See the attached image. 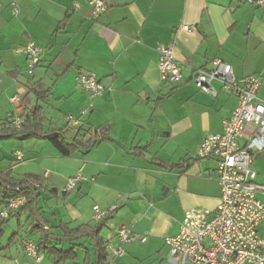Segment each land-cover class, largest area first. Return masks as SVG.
<instances>
[{
	"label": "crops",
	"instance_id": "1",
	"mask_svg": "<svg viewBox=\"0 0 264 264\" xmlns=\"http://www.w3.org/2000/svg\"><path fill=\"white\" fill-rule=\"evenodd\" d=\"M106 2L107 11L91 19L86 0H0V119L12 115L15 108L9 98L18 94L19 112L42 107L44 129L64 127L68 116L86 128L107 126L109 138L86 154L62 156L52 145L44 155L29 154L32 168L23 176L36 175L43 183L41 192L48 196L38 198V213L44 212L40 216L50 230L60 231L52 235L62 236L59 224L70 229L95 224L93 205H114L100 233L103 239L115 234L114 219L122 214L121 224L138 236L129 243L137 244L135 255L155 253L161 241L177 233L184 210H212L219 201L216 162L199 158L197 150L208 134L221 132L222 120L230 116L237 97L218 82L212 83L215 96L199 90L192 80L196 69L220 59L231 65L236 78L259 74L257 96L264 101V6L244 0ZM29 40L42 49L32 76L25 73L20 51ZM170 44L182 74L181 81L171 85L160 81L157 69L158 48ZM80 72L93 73L108 89L91 98L76 85ZM46 90L45 101H37L33 92ZM89 103L92 107L82 114ZM54 112L60 113L57 120ZM81 115L87 118L80 120ZM10 140L15 146L24 141ZM244 142L242 138L240 144ZM143 147L144 156L136 150ZM15 151L20 150L15 148L13 155ZM151 158L180 165L163 168ZM251 165L256 180L264 183V151L254 154ZM14 167L6 156L0 159V170L14 176ZM80 168L84 179L73 190L63 191ZM17 211L0 217V264H34L22 248L26 232L35 234V242L39 234L30 230L28 210ZM23 229L20 237L18 230ZM259 232L264 239V219ZM77 255L74 262L54 263L44 254L40 264H80L84 250Z\"/></svg>",
	"mask_w": 264,
	"mask_h": 264
},
{
	"label": "built area",
	"instance_id": "2",
	"mask_svg": "<svg viewBox=\"0 0 264 264\" xmlns=\"http://www.w3.org/2000/svg\"><path fill=\"white\" fill-rule=\"evenodd\" d=\"M245 2L263 7L264 0H244ZM90 6L91 19H97L108 9L106 0H86ZM13 13L18 12L12 2ZM78 7V5H75ZM186 31L192 27L184 25ZM20 51L25 57V73L32 76L39 63L42 49L29 40ZM157 69L159 79L164 84H177L181 81V66L174 55V45L158 48ZM76 85L87 91L91 98L100 96L106 88L93 73L77 74ZM193 82L197 88L211 96L216 95L213 82L220 83L222 89L233 91L237 103L229 117L222 120L219 133L208 134L200 143L197 156L212 158L216 162V176L219 185V201L212 210L195 206L184 210L182 220L176 234L165 238L169 247L167 261L170 264H264V239L259 226L264 219V183L256 180L257 173L252 168V159L256 152L264 151V101L257 96L262 85L259 74H251L236 78L230 64L213 59L209 67L196 69ZM15 110L10 116L12 126L19 127L24 122L25 114L18 111L19 95L9 98ZM92 103L82 108L87 113ZM66 121L77 125L76 119L68 116ZM244 138L243 145L240 140ZM17 160H22L23 153L15 151ZM48 171H44L46 177ZM84 179L81 168L70 177L63 191L76 188ZM26 185L35 190L43 191L38 181L26 179ZM25 195L9 199L0 210L2 219L8 218L26 202ZM115 206L100 209L93 205V218L103 219L112 212ZM138 236L124 224L116 227L115 234L107 240L106 249L110 259L124 254L123 247ZM144 241L145 237H140ZM24 255L40 264L44 253L40 252L35 241L25 239L22 248Z\"/></svg>",
	"mask_w": 264,
	"mask_h": 264
},
{
	"label": "trees",
	"instance_id": "3",
	"mask_svg": "<svg viewBox=\"0 0 264 264\" xmlns=\"http://www.w3.org/2000/svg\"><path fill=\"white\" fill-rule=\"evenodd\" d=\"M33 94L37 101L44 102L49 91H34ZM10 118L0 119V141L8 139H44L62 156H70L73 153L86 154L100 141L109 138L108 127L104 125L97 128H86L79 123L77 125H71L67 122L64 127L44 129L42 107L39 105L31 108L25 114L23 124L17 128L12 126ZM139 149L140 153L138 154L144 156L143 152L145 151V147L136 148L137 151ZM149 160H152L163 168L173 169L180 165L179 163L167 165L155 161L154 158ZM26 179L38 181L43 189H45L41 179L36 175L27 174L21 178H16L11 175L10 170H0V205H4L9 199L21 195L26 196L27 200L25 204L18 209L17 213L28 210L29 216L31 217L30 230L39 234L36 240L39 251L50 256L54 263H65L76 261L78 258L77 251L81 249L84 250V255L80 264H109L110 256L106 249L107 241L100 234L109 219L108 215L96 221L93 225L80 224L74 229L59 224L56 228L62 231V236H75L76 239L72 241H53L50 239L52 235L50 232L51 227L48 226L47 222L44 221L45 227L47 228L46 231L35 220L33 210L35 199L32 193L28 190H15L18 187L26 185ZM52 191L49 190V192ZM39 192V189H36L37 202L40 195ZM37 210H39L38 206ZM64 242H69L68 248L63 245Z\"/></svg>",
	"mask_w": 264,
	"mask_h": 264
},
{
	"label": "rangeland",
	"instance_id": "4",
	"mask_svg": "<svg viewBox=\"0 0 264 264\" xmlns=\"http://www.w3.org/2000/svg\"><path fill=\"white\" fill-rule=\"evenodd\" d=\"M51 99H52V103L58 106V108L60 109L59 101L54 98H51ZM60 112H64V110H61ZM54 113H55L54 118L57 120L59 118L58 116L60 113L59 112L57 113L54 112ZM78 118H80V120H85L84 118H87V117H85V115H81V117H78ZM65 121H66V117H65ZM39 143H45L47 145L46 148L41 147V144ZM47 147H49L50 149H53L51 144L48 141H44V140H35V139L24 140L23 142H19V144L16 146L14 145V142H12V140L10 139L2 140L0 141V159L3 156H6L9 164L15 166L14 171H13L14 176L16 178H21L23 177L24 173L28 172L32 168L29 161H27L28 155L31 153H34V154L40 153L41 155L42 154L44 155V152L47 150ZM15 148H18L24 154L23 160H17L15 155H13V150ZM35 170H37V168ZM38 172H40L39 169H38ZM39 194H40L39 198H43V199H45L48 196L47 193L45 194V193H42L41 191L39 192ZM39 214L44 215V212L41 210ZM121 215L122 214H119L118 217L114 219V224L117 227L121 225V220H120ZM26 225H24V229L27 227ZM24 229L20 231L18 230L19 236L20 235L22 236V234H24L25 232ZM50 232L52 234L60 233V231L56 229H51ZM25 238L34 241L36 236L35 234L30 233V231H28L26 232ZM63 245L68 248L69 242H64ZM136 245L137 244H129V245L126 244L123 247V250H124V254L122 255L123 258L118 257L116 258V260L115 259L112 260L111 264H170L167 261V257L169 254V247L166 244L165 239L163 240V242L162 241L160 242L159 250L155 253H148V252L142 251L138 253V255H135L133 248H135Z\"/></svg>",
	"mask_w": 264,
	"mask_h": 264
},
{
	"label": "water",
	"instance_id": "5",
	"mask_svg": "<svg viewBox=\"0 0 264 264\" xmlns=\"http://www.w3.org/2000/svg\"><path fill=\"white\" fill-rule=\"evenodd\" d=\"M4 187H6V186H4ZM15 190H18V191L28 190V191H30L32 193V195H33V197L35 199L34 200V204H33L35 220H36L38 225L42 226L47 231V228L45 227V222H44L43 218L40 216V214L38 213V210H37L36 190L30 185H24V186L16 188ZM50 239L53 240V241H72V240H75L76 237L75 236L65 237V236L51 235Z\"/></svg>",
	"mask_w": 264,
	"mask_h": 264
}]
</instances>
